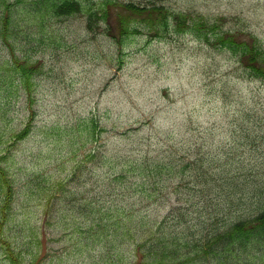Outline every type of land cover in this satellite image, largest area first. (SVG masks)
Segmentation results:
<instances>
[{"label":"rangeland","instance_id":"rangeland-1","mask_svg":"<svg viewBox=\"0 0 264 264\" xmlns=\"http://www.w3.org/2000/svg\"><path fill=\"white\" fill-rule=\"evenodd\" d=\"M77 1L83 11L93 3L116 5L108 8V24L98 20L93 33L85 28L84 13L47 20L48 40L34 55L40 68L31 95L11 66H0V153L10 151L3 166L13 182L3 212L0 195V220L7 224L2 240L24 264H132L130 235L141 231L129 229L127 212L156 225L188 197L179 202L175 184H162L165 176L153 192L147 178L134 184L143 200L131 206L121 199L126 189L106 185L114 174L130 170L127 165L151 154L155 143L186 148L175 140L184 138L196 148L209 131L227 143L231 132L239 134L238 115L257 123L256 135L264 133V77L249 75L227 48L177 31L173 15H198L217 34L234 33L249 42L254 37L264 50V0ZM126 3L163 7L167 27L160 25L154 36L121 6ZM119 20H132L130 28L140 33L120 39ZM8 53L0 41V60ZM28 123L27 136L10 144ZM140 124L135 135H119ZM169 135L172 142L165 140ZM252 145L264 148V140ZM8 254L0 243V264H13Z\"/></svg>","mask_w":264,"mask_h":264},{"label":"trees","instance_id":"trees-1","mask_svg":"<svg viewBox=\"0 0 264 264\" xmlns=\"http://www.w3.org/2000/svg\"><path fill=\"white\" fill-rule=\"evenodd\" d=\"M114 5L116 3L111 1L97 5L93 3L84 12L77 0H0V41L9 52L7 59L0 60V66H11L19 74L20 84L31 95L32 78L40 68L33 61L34 55L48 40L49 33L46 32H49L50 26L45 27L47 20L84 13L85 28L93 33L97 29L98 20L108 24V8ZM121 6L137 17L136 22L145 23L155 31L154 36L160 25L167 27L169 15L161 6L133 3ZM174 17L177 31H189L208 45L227 48L239 56L243 64L241 66L249 75L264 77V50L258 47L254 37L249 42L239 39L234 33L219 35L198 15H173ZM117 23L120 39L123 34L140 33L137 27L130 28L132 20H119ZM106 32L112 36L109 27ZM242 113L245 114V111ZM243 119L239 115L234 119L236 126L240 127L239 134L235 133L238 131L231 132L227 143L215 140L217 133L210 131L206 134L207 140L205 138L196 148H192L189 140L184 138L175 140L187 145L186 148L173 143L165 147L155 143L156 149L151 150V154H139L127 165L130 170L114 174L113 179L106 183L112 190L126 189L128 193L121 199L131 206H139L143 200V195L136 193L140 187H134V184H142L147 178L152 179L150 189L153 192L158 186L156 183L159 178L165 176L162 184H175L179 202L183 196L188 197L186 204L169 209L156 225L146 226L144 218L135 216L134 210L127 212V218L131 222L129 229L141 231V235L137 237L132 233L130 235L134 261L132 264H264V148L251 146V142L264 140V133L256 135L257 123ZM142 126L140 124L128 128L119 135L129 138ZM29 130L28 123L23 130L11 137L10 144L25 138ZM165 140L172 142L174 137L169 135ZM9 153L10 151L0 153L2 212L9 207L13 197V182L3 166ZM174 177L178 181L173 180ZM61 185L62 182H59L53 187L59 190ZM119 198V193H113V199H118L119 202ZM2 221L1 219L0 243L6 245L13 264H24L21 258L16 260L13 256L10 247L12 244L2 240V231L7 225L2 224ZM145 226L146 231L142 230ZM132 236L135 240L144 238L132 243ZM30 263L36 264L34 261Z\"/></svg>","mask_w":264,"mask_h":264}]
</instances>
